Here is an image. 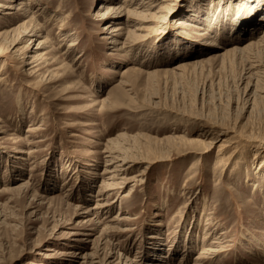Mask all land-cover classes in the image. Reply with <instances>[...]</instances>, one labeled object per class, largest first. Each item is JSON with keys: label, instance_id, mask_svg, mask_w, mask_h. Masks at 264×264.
Wrapping results in <instances>:
<instances>
[{"label": "rangeland", "instance_id": "1", "mask_svg": "<svg viewBox=\"0 0 264 264\" xmlns=\"http://www.w3.org/2000/svg\"><path fill=\"white\" fill-rule=\"evenodd\" d=\"M121 2L0 0V264H264V48L216 55L264 33V0L238 24L244 0L101 14ZM108 149L130 167L98 213Z\"/></svg>", "mask_w": 264, "mask_h": 264}, {"label": "bare ground", "instance_id": "2", "mask_svg": "<svg viewBox=\"0 0 264 264\" xmlns=\"http://www.w3.org/2000/svg\"><path fill=\"white\" fill-rule=\"evenodd\" d=\"M155 1L156 0H122L121 4H116V5H113V4H110V5L101 4L100 7L105 9V11H103L101 14L102 15L103 14H110L112 12L121 13V14L126 15L128 21H129V19L131 18L132 15L140 14V13H142L141 11H143V9L149 8L151 6L156 5ZM260 1L261 0H244V11H240L239 9H237L233 15L230 14V17H228L229 18V22L230 23H234V24H238L241 21L249 18V16L247 15V12L254 13L255 8L252 5L256 4V7H258L259 4H260ZM5 7L13 8V5L9 4V5H5ZM160 8H161V5L159 6V9ZM100 12H101V10H100ZM153 17H155V15L154 14H150V17H148L147 20L151 21V23H152V21H153L152 18ZM143 20H145V19H142V21L137 26L139 31H145L147 28L150 29V27H145L147 25H143L144 24ZM122 22H123V20H122ZM64 25L65 24L63 23V21H60L58 23L57 27L59 29L63 30L64 29ZM107 27L109 28V31H108V34H107L108 35L107 38H110L111 41L114 44H116V46H119L120 48H124V49H127V48L132 46V40H131L132 36L129 35V33H128L127 36L124 37V35H125V32H124L125 27H123V25H121L120 23H112V24L108 23ZM254 31H255V28H253V27H249V28L243 27V32H245V33L254 32ZM74 44H75L74 42H70L69 45L73 46ZM211 44L215 45L216 43L212 42ZM221 45H223V44H221ZM257 45H260V46H262L264 48V33L262 35H259L258 38L252 39L251 41H249L247 44H245L242 47L237 45L234 48L224 50V52H217L216 55H225L227 52L232 51V50L238 51V50H242V49H246V48L249 49V48H251L253 46H257ZM52 57H54V56H52ZM183 65L184 64L182 63V64H179L178 66H180V68H181ZM259 67H260V63L256 62V60L252 62L251 68L258 69ZM129 68H131V67H129ZM20 111L23 113L24 109L20 108ZM36 150L37 149H34V151H36ZM108 150L110 152L109 153L110 157L108 159H106V160L110 161L111 165H108L107 167H105V170L103 172H110V173H113V174L111 176H109L107 179H103V181L100 184L99 189L97 191L96 203H95L94 206H92V208L96 209V212H98V213L103 212V211L105 213H109V212L113 211L112 209L114 207V202L111 200L110 196H111L112 192L115 189L114 184L116 185V182H115L114 179L117 178L116 176L118 174H121L122 170H127V168L130 167V162L129 161L131 159H128L126 157V155H125V157H122V156H119V155H115L116 153H111V152H113V151H111V149H108ZM114 163H116V165L112 166V164H114ZM139 174H142V173H139ZM28 182L29 181L21 182V183L17 184L14 188H17L18 190H27V191H29L30 190V185H29ZM203 207L205 208V205ZM207 216H206V218H207L206 220H209L210 222H212L211 224L217 223L216 221H214L215 219H213L212 217H209V216L207 217ZM185 217L186 216H183V219ZM118 219H119V217L117 215L112 217L111 219H108L109 222H107L108 223L107 226L108 227L111 226L113 228L114 226L111 225V223L117 221ZM86 234H88V233H86ZM149 237L150 238H154L155 240H157V239L159 240V238H160V236L158 234H156V233L151 234ZM216 237H217V235H216ZM152 247H154L153 248L154 250H156L157 248H160V247H157L156 245L155 246L153 245ZM223 250H224V248H221L220 246H215V245H210V246H208V248L207 247H203L202 251H199L200 253H198L197 256L194 257V261L192 260L193 261L192 264H201L200 261H201V259L203 257L209 256V255L215 257V256L219 255L221 253V251H223ZM205 254H206V256H205ZM153 255H152V257H153ZM169 259H171V257H169V254L160 253V255H158V257H153V259L149 263L150 264H172V262H169ZM181 262H182V259L180 260V264H182ZM119 264H122V263H119ZM124 264H133V263H124Z\"/></svg>", "mask_w": 264, "mask_h": 264}]
</instances>
